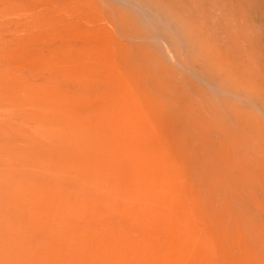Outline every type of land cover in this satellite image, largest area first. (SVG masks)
<instances>
[{"label":"rangeland","instance_id":"1","mask_svg":"<svg viewBox=\"0 0 264 264\" xmlns=\"http://www.w3.org/2000/svg\"><path fill=\"white\" fill-rule=\"evenodd\" d=\"M120 1L0 0V264H264L260 73L240 82L252 99L208 86L194 57L182 63L173 33L162 34L171 22ZM150 151L174 170L168 196L190 217L144 200L128 217L81 205L69 214L67 198L80 201L82 188L97 202L130 179L141 185ZM129 163L139 169L127 180ZM238 202L259 228L245 226Z\"/></svg>","mask_w":264,"mask_h":264},{"label":"bare ground","instance_id":"2","mask_svg":"<svg viewBox=\"0 0 264 264\" xmlns=\"http://www.w3.org/2000/svg\"><path fill=\"white\" fill-rule=\"evenodd\" d=\"M132 4H133V7L136 8V10L141 11V12H145L147 14V16L156 17L159 19V21L165 19L166 21L168 20L169 23L171 22L168 25V28H170V29L169 30L167 29L168 31H165L163 33L161 32V33L165 36L168 35V33H173L175 41L178 43L179 46L181 45V47L183 49L182 56H181L182 63L185 61L186 56L189 57L188 60H190V56L194 57V60L196 63L194 65L192 64L193 65L192 69L194 70V74L197 77H199V79L206 82V84L208 86L210 85L211 87H217V89L221 90L223 93H226V94H228V96H231L233 98H236V97L239 98V97L247 96L250 99H252L251 97H252L253 93H255V92H253V93L250 92L248 90V88L247 89L242 88V87L240 88V86H241L240 82H241V79H243V81L245 79L246 82H248L250 84V82L252 81V78H250V77L255 75L257 72V74L260 73V75H261L258 77L260 79V83H261V86L259 85L260 86L259 88L261 89L262 92H264V0H132ZM111 10H113V9H111ZM124 10H127V9H124ZM115 12L118 13L117 11H115ZM129 15H130V13H129ZM132 16L133 15H131V17ZM117 17L119 18L118 15H117ZM138 17H139V15H138ZM109 18H110V15H109ZM114 20L116 21V19H114ZM134 20H136V17H134ZM138 21H139V19H138ZM168 21H167V23H168ZM149 22H150V20H149ZM120 23H123V20ZM120 23H119V25H120ZM138 24H140V23H138ZM134 25H137V23ZM155 25L157 27L158 24H155ZM162 25L163 24H159L160 27H162ZM149 26H151V25H149ZM130 27H132V26H130ZM140 28L142 29V27H140ZM152 28H154V23H153ZM126 29H127V27H126ZM117 30H118V27H117ZM151 30H153V29H151ZM155 31L157 32V30H155ZM131 32L133 33L134 31H131ZM134 33H137V32H134ZM162 34H159V35H162ZM128 35H130V34L128 33ZM136 36H139V35H136ZM141 38H142V36H141ZM171 40H173V38ZM134 42H136V41L134 40ZM132 48H133V46H132ZM198 52L206 54L208 56L207 59H198V56H199ZM201 61H203V62H201ZM257 80H256V82L258 83ZM253 82H254L253 84L255 85L256 83L254 80H253ZM253 84H252V86H253ZM254 87L258 88V84L255 85ZM254 87H252V88L254 89ZM241 89H243V90H241ZM257 90H259V89H257ZM179 93H181V92H179ZM248 93H249V95H247ZM250 94H252V95L250 96ZM256 94H257V92H256ZM256 94H254L253 96L255 97ZM259 94L261 95V93H259ZM218 95L220 96V100H221V96L223 94H221V93L217 94L216 95L217 99H218ZM260 95H257V96L260 97ZM119 96H120V94H119ZM263 97H264V93H263ZM258 99H260V98H258ZM258 99L256 97L257 101H258ZM261 99H262V97H261ZM224 100H225V98H224ZM221 101H219V102H221ZM188 104L189 103H187V106H188ZM216 104H218V103H216ZM223 104H224V102H223ZM261 104H262V102H261ZM234 105L235 104H233V106ZM153 106H154V104H153ZM183 106H185V103ZM205 106H209V103H207ZM211 106H212V104H211ZM218 106H219V104H218ZM230 106H231V104H230ZM233 106H231V107H233ZM207 108L208 107H206V109ZM219 108H224V107H222V104H221V107H219ZM189 109H190V107H189ZM224 109H226V106ZM229 110H230V108H229ZM238 110H239V108H238ZM220 111H222V109ZM225 112L227 113V111H225ZM263 112H264V109H263ZM228 113H230V112H228ZM190 114H192V113H190ZM211 114L213 115V113H211ZM239 116H240V118L243 117L240 114H239ZM228 117L230 118V115ZM232 117L233 116H231V118ZM229 118L227 120H229ZM202 122H203V120H202ZM235 122H236V119H235ZM198 124H200V123H198ZM165 126L167 127L168 123ZM169 127H170V124H169ZM221 127H222V125H221ZM167 129H166V131H168ZM241 129H243V128H241ZM244 130H246V129H244ZM220 132H221V130H220ZM225 136L223 138H225ZM225 140H228V139L225 138ZM203 142H204V140H203ZM224 143L226 144V142H224ZM219 145L222 146V148L224 146L223 144L222 145L219 144ZM225 147H226V145H225ZM212 148H213V146H212ZM209 150H211V149H209ZM213 151H216V150H213ZM153 152L154 151H152V153H151V151H150V154H148V157L151 158L149 160V163H146L147 164L146 166L140 167L141 169L143 168V171L141 170L142 175H143V179H141L142 181L140 180L141 181L140 184L142 186L139 185V182H138V184H136L139 189L137 187L131 188L129 186V184L131 185L132 182H134L130 178L132 177L133 174L137 173L136 169L138 168V167H136L134 169V166L132 165V163H131V165L129 163L128 164L129 169H128V172L127 171L126 172H127V180L130 179L131 183L126 182L125 187H122L121 188L122 190H120L119 193H118V191L116 193L114 192L115 194H111V195L107 196L106 198H103L100 201L97 200V202H91V199L90 200L86 199L85 196L86 195L89 196V194H87V192L85 190H83V188H82L80 190V199H81L80 201L78 200V202H73V200H70L69 198L66 197L67 198L66 202L68 205L69 214H71V216H73L72 214H74V212H75V210L73 208H75L77 205H81L82 208H87L88 211L91 212V214H93L92 213V211H93L95 215L97 214L96 216H98V214L100 215L101 213L107 214V213L111 212L114 214L119 213V214H121V216H124V217L127 216L128 217V216H131L133 213H135L137 209H139V207L141 206V201L144 200L146 203V206H149V207L160 205L162 207V209L164 210V214H167V213L170 214L171 212H173L172 210H174V211L180 212L182 215H186V216L190 217L188 215L189 207L187 206V204L185 202L184 203L177 202L174 198L168 196L167 187L169 186V184L170 185H179V180L176 178V175H173L174 170L172 171L171 169H168V171L165 172L163 169L165 166L163 165L164 167L163 168L161 167L164 162L162 161L163 163L159 165V160H161V159H158L157 156L154 155L155 152L154 153ZM56 154H54V155L56 156ZM212 154H214V153H212ZM144 155H146V154H144ZM57 156H58V154H57ZM84 156H85V154H84ZM62 157L63 156L61 153V158ZM59 158L60 157H58V159ZM211 158H212V156L210 157V159ZM58 159H56V160H58ZM61 160H63V159H61ZM140 160H141V158H140ZM143 162L144 161H142V163ZM57 163H58V161H57ZM59 163H60V161H59ZM59 163H58V167H60ZM102 163L103 162H100V164H102ZM50 165L52 166V164H50ZM168 165H169V163H168ZM56 168H57V166H56ZM93 168H94V170L92 172ZM50 169H52V171H53V168H50ZM89 169H91L90 172H92V173H95V171L97 170L95 165L89 167L87 172H89ZM100 169H101V172H107V170H103L104 168L102 169V165H100ZM45 172H46V170H45ZM45 172H43V173H45ZM48 172L49 171H47V174H44L42 176V177H44L45 181L47 179L46 177H49ZM55 172L56 171L54 170V173ZM45 175H46V177H45ZM39 176H41V175H39ZM50 177L52 178V176H50ZM60 177H58V178H60ZM98 178H100V177H98ZM165 178L168 181L166 180L165 181L166 184L162 185ZM40 179H41V177H40ZM44 180L41 179V181H44ZM48 180L46 183H48ZM49 182H50V180H49ZM51 182H52V179H51ZM85 182H87V181H85ZM39 184H40V182H39ZM73 184H74V182H73ZM120 184H123V183H120ZM52 185H55V182ZM133 185H135V183L132 184V186ZM39 186L40 185H38V188H39ZM42 186H43V189H45L44 188L45 185H42ZM59 186H61V185L59 184ZM88 186H91V185H88ZM81 187H82V185H81ZM53 189H54V187H53ZM57 189H59V188L57 187ZM132 190H134L136 192V193H134L133 197L135 196V194H139V195L135 196V198H133L131 196V199H130L129 194H130V191H132ZM37 192H38V189H37ZM39 192H40V190H39ZM88 192H89V190H88ZM139 192H142V193H139ZM85 193H86V195H85ZM43 194H44V192L41 193V195H43ZM158 194H165V201H164L163 205L157 199ZM39 197H40V195H39ZM143 197H146V198L143 199ZM64 198L65 197H63V199ZM238 198L236 197V199H238ZM73 199H75V198H73ZM242 203L243 202H241V204H240L238 202L235 205V209H237V208L240 209V211H238V217L240 219L242 218L243 221L246 222V224H245L246 227H249V228L250 227L251 228L257 227V228H259L260 227L259 225L261 224V222L259 224V221H257L255 219L256 213H249V214L242 213V211H241V210H243V207H241V206H243ZM246 203H248V202H246ZM247 205H249V204H247ZM96 209H97V211L95 213ZM83 211H85V209ZM90 212H88V213L90 214ZM243 212H245V211H243ZM79 213H80V211H79ZM76 215H77V213H76ZM103 215H105V214H103ZM73 217H75V216H73ZM80 217H81V215H80ZM247 217L249 218L250 224L248 223ZM257 217H259V214H257ZM247 230H249V229H247Z\"/></svg>","mask_w":264,"mask_h":264}]
</instances>
